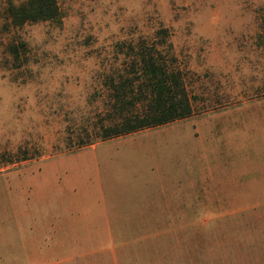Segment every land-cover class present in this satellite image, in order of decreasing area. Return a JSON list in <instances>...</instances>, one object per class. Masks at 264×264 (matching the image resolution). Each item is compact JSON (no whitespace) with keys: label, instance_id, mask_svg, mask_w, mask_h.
<instances>
[{"label":"rangeland","instance_id":"rangeland-1","mask_svg":"<svg viewBox=\"0 0 264 264\" xmlns=\"http://www.w3.org/2000/svg\"><path fill=\"white\" fill-rule=\"evenodd\" d=\"M8 1L0 264H264V0H58L23 26ZM145 48L193 112L103 139L115 86L153 103Z\"/></svg>","mask_w":264,"mask_h":264},{"label":"trees","instance_id":"trees-1","mask_svg":"<svg viewBox=\"0 0 264 264\" xmlns=\"http://www.w3.org/2000/svg\"><path fill=\"white\" fill-rule=\"evenodd\" d=\"M6 9L11 23L15 26H23L27 22L56 21L61 23L62 21L58 0H24L18 3L9 0ZM22 47H25V44L10 46V52L16 59L20 58ZM140 55L143 73L148 77L147 84L151 87L153 103L144 115L138 112L127 113V110L124 111L127 109V104L135 103L134 96L128 97L135 92L132 89L134 87L131 86L132 82L130 86L128 83L115 86L120 88V92L117 91L115 97L116 104L120 107L122 121L115 125L103 126L101 128L103 139L184 118L193 112L190 97L180 78V72L169 71L148 48L141 51Z\"/></svg>","mask_w":264,"mask_h":264}]
</instances>
